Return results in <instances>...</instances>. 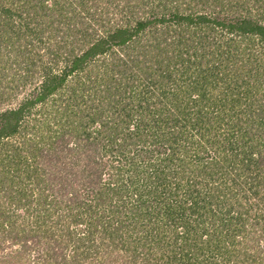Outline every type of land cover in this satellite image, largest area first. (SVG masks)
<instances>
[{
  "label": "trees",
  "instance_id": "1",
  "mask_svg": "<svg viewBox=\"0 0 264 264\" xmlns=\"http://www.w3.org/2000/svg\"><path fill=\"white\" fill-rule=\"evenodd\" d=\"M1 82L0 264H264V0H0Z\"/></svg>",
  "mask_w": 264,
  "mask_h": 264
},
{
  "label": "rangeland",
  "instance_id": "2",
  "mask_svg": "<svg viewBox=\"0 0 264 264\" xmlns=\"http://www.w3.org/2000/svg\"><path fill=\"white\" fill-rule=\"evenodd\" d=\"M87 16V15H86ZM88 19L90 20V22L92 21V17L89 16ZM3 84L2 82L0 83V85ZM21 91H19L20 93ZM25 92V91H23ZM23 94V93H22ZM17 97H12L11 99H9L8 101H6V103L9 104H14L15 102H17V99L20 98L21 94L16 93Z\"/></svg>",
  "mask_w": 264,
  "mask_h": 264
}]
</instances>
